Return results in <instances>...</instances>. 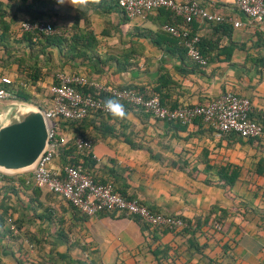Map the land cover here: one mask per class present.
Wrapping results in <instances>:
<instances>
[{
  "label": "crops",
  "instance_id": "crops-1",
  "mask_svg": "<svg viewBox=\"0 0 264 264\" xmlns=\"http://www.w3.org/2000/svg\"><path fill=\"white\" fill-rule=\"evenodd\" d=\"M233 1L218 0L208 7L233 15L239 26L200 19L190 25L200 37L204 65L186 54L179 38L162 29L163 24L178 23L168 11L129 18L117 6L103 8L104 0L77 8L66 3L67 10H60L61 33L88 31L94 40L87 43V60L78 58L57 68L140 89L169 107L201 104L231 90L250 99L251 118L264 125V22L248 20ZM54 53L58 62L56 48ZM123 105L129 113L126 120L93 113L61 131L91 139L87 163L99 181L112 183L153 211L181 215L196 228L173 232L119 212L87 216L56 193L28 186L30 171L6 174L12 181L0 180V260L264 264V135L218 136L199 120L168 122ZM72 158L83 159L78 151L58 149L51 167L60 168ZM21 178L27 186L19 183Z\"/></svg>",
  "mask_w": 264,
  "mask_h": 264
},
{
  "label": "built area",
  "instance_id": "built-area-1",
  "mask_svg": "<svg viewBox=\"0 0 264 264\" xmlns=\"http://www.w3.org/2000/svg\"><path fill=\"white\" fill-rule=\"evenodd\" d=\"M217 1L206 0L205 5L199 0H117L119 7L129 18L145 16L155 9L165 8L174 17L181 19L187 25L184 28L166 23L162 25V29L179 38L186 49V54L201 65L206 64V59L198 48L200 37L196 33L192 34L188 25L195 19L240 25L234 20L233 15L209 9L208 5H213ZM233 3L248 20L264 22V0H234ZM20 28L22 31H36L46 35L56 32L52 24L44 19L23 20ZM56 79V83L49 85L48 90L51 93L49 106L42 108L49 131V146L26 181L38 188L56 193L87 216L100 212H119L137 217L141 223L154 228L168 227L180 231L187 226V222L179 216L152 211L138 199L126 198L112 183L99 181L91 169L68 163L57 169L51 167L60 146H66L71 142L80 153H88L92 148L91 139L83 135L68 137L63 134L59 127L61 120H81L98 112L109 114L104 108V101L93 95L83 94L79 90L81 86L88 85L98 92L109 94L159 120L181 124L200 120L218 136L231 132L244 138H258L264 135V125L250 116L252 111L250 99L231 90H226L201 104L186 103L169 107L162 104L156 95L136 88L92 81L79 73L61 71L56 74ZM0 80L3 83V86H0V100L17 99L13 91L6 87L12 83V79L1 76ZM3 175L0 172V180ZM0 264L6 263L0 260Z\"/></svg>",
  "mask_w": 264,
  "mask_h": 264
},
{
  "label": "trees",
  "instance_id": "trees-1",
  "mask_svg": "<svg viewBox=\"0 0 264 264\" xmlns=\"http://www.w3.org/2000/svg\"><path fill=\"white\" fill-rule=\"evenodd\" d=\"M48 2L49 0H0V51L2 50L3 52L2 54H0V66L4 67L6 66L5 64L7 63L9 66L11 64H15L16 72L22 74L21 77L22 80L20 79L18 80V78L17 79L11 78L12 83L6 86L8 89L13 91L15 98L20 100L30 101L32 94L29 91V89L26 88L28 85L35 86L37 89H40L38 84L44 81V79L49 76H52L51 84L56 83L57 72L52 74V71L56 69L58 65L60 67L64 66L65 64L73 65V62L78 58H82V62H83L87 60L91 55V53L87 51V47H88L87 43L93 41L94 36L90 35L88 31H82L80 34L76 33L69 36L68 35L65 36L63 33H61V27H59L58 23H53L52 21H50V19L53 18V16H55L54 19L56 18V20L60 21L63 19L62 18L63 15L59 14L58 11L54 10L53 8H52L53 11H51L52 9L51 10L49 9ZM104 2L107 3L102 5V7L103 8L107 7L108 11L112 10L114 8L113 6H117L124 13V11L119 7L117 0H104ZM161 9L168 11L170 15L176 19V21L178 20L177 24L175 23H167V24H173L180 28H184L185 26H187L181 19L174 17L173 14L168 9L159 8L155 10H161ZM82 12H84V10ZM17 15L23 18L21 21L23 20L37 21L39 19H44L49 21L53 27L54 26L55 27L58 26V27L57 29H55L56 32L47 35L36 31L33 32L22 31L20 33H17V36L13 38L17 43L22 45V49L21 51H19V49H13L12 47H10L11 44L10 41H8V39H10L11 37V26L13 25V23H15L16 21L18 22L20 19V18L18 20L16 19V17H18ZM24 16H26L27 18ZM75 22L76 23L78 22V18H75ZM190 25H188L189 29H190ZM190 32L194 34L191 31V29ZM55 48L57 49L59 55L58 62L53 54ZM198 48H199V44H198ZM24 84H26V86ZM0 86H3L1 80H0ZM79 90L83 94L93 95L97 98H100L103 101H105L107 98H114L109 94L100 91L98 92L94 90L92 87H89L88 85L79 87ZM48 94L49 97H51V93L49 92V90H48ZM120 103L127 104L126 102L123 101H120ZM84 119L76 120V121L61 120L59 122V127L61 130H63L64 127L66 126L71 127L75 125L76 122L82 121ZM258 138H248V139H258ZM59 149L61 152H65V153H70L73 150L76 151L75 146L71 142H69L66 146H60ZM80 156H82L83 158L82 160L78 158L74 160L72 158L68 161V164L90 169V165L87 163L88 159L90 158L88 153L86 155L84 153L83 154L80 153ZM1 181H3L4 183H8V181L11 182L12 179L10 176L3 175ZM19 183L22 184L23 186H27L23 178L19 180ZM28 183H29L28 186L31 187L34 186L33 183L31 182ZM124 196L126 198H133L126 195ZM176 216H179L182 219H184L187 222V226L180 231H175L168 227H165L163 229L170 230L173 232L184 233V232H191L196 228L195 224L192 223L190 220L186 219L181 215H176ZM135 218L138 219L137 217Z\"/></svg>",
  "mask_w": 264,
  "mask_h": 264
},
{
  "label": "water",
  "instance_id": "water-1",
  "mask_svg": "<svg viewBox=\"0 0 264 264\" xmlns=\"http://www.w3.org/2000/svg\"><path fill=\"white\" fill-rule=\"evenodd\" d=\"M0 104L5 106L0 105V172H31L49 146L43 109L20 99L0 100Z\"/></svg>",
  "mask_w": 264,
  "mask_h": 264
},
{
  "label": "rangeland",
  "instance_id": "rangeland-1",
  "mask_svg": "<svg viewBox=\"0 0 264 264\" xmlns=\"http://www.w3.org/2000/svg\"><path fill=\"white\" fill-rule=\"evenodd\" d=\"M48 6H49V9L51 10L52 8L54 10H57L58 13L60 14V10H67L65 9L67 6H66V3L64 5H59L56 0H49L48 2ZM58 6V7H57ZM61 7V8H60ZM64 8V9H63ZM53 9L51 11H53ZM18 16V15H17ZM10 17V15H9ZM55 16H53V18L50 19V21H52L53 23H58L59 27H60V21L56 20V18L54 19ZM20 18V19H19ZM16 19L19 21L13 23V25L11 26V37L10 39H8V41H10V47H12L13 49H19V51H21L22 49V45L17 43L15 41V39L13 37H16L17 36V33H20L22 32L21 28H20V21L23 19L21 18L20 16L16 17ZM56 20V21H55ZM57 25V24H56ZM58 26H54L55 29H57ZM62 29V28H61ZM2 50L0 51V54H2ZM54 57H55V53H54ZM6 66L2 67L0 66V76H7V77H10L12 79H17L18 80H22L21 77H22V74L21 73H18L16 72V65L15 64H11L10 66L7 64H5ZM61 71H67V70H64L63 68H56L52 71V74L53 73H58V72H61ZM51 74V75H52ZM50 77V78H49ZM49 77H46L44 79V81L40 82L38 85L40 87V89H37L35 86H27L26 88L29 89V91L31 92L32 94V97L30 99V101H24V102H27V103H31L32 105H37V106H40L41 108H45V107H48L49 106V94H48V89H49V85L51 84V79H52V76H49ZM48 78V79H47ZM50 79V80H49ZM2 105V104H0ZM4 105V104H3ZM1 106V108H5V106ZM21 108H25V106L23 105Z\"/></svg>",
  "mask_w": 264,
  "mask_h": 264
},
{
  "label": "clouds",
  "instance_id": "clouds-1",
  "mask_svg": "<svg viewBox=\"0 0 264 264\" xmlns=\"http://www.w3.org/2000/svg\"><path fill=\"white\" fill-rule=\"evenodd\" d=\"M56 2L59 5L69 3L74 7H76L77 5L81 7H86L90 3L99 5L101 3V0H56ZM104 108L108 111L110 115L120 120H126L129 116V113L125 109L124 105L120 103L118 99L115 98H107L104 101Z\"/></svg>",
  "mask_w": 264,
  "mask_h": 264
}]
</instances>
